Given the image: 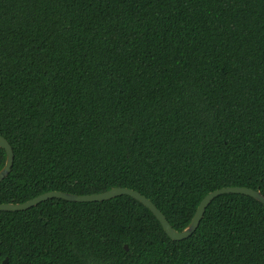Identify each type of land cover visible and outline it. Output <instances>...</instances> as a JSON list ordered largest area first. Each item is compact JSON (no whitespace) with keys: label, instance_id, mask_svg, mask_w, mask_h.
<instances>
[{"label":"trees","instance_id":"trees-1","mask_svg":"<svg viewBox=\"0 0 264 264\" xmlns=\"http://www.w3.org/2000/svg\"><path fill=\"white\" fill-rule=\"evenodd\" d=\"M1 203L128 188L181 231L264 196V0H0ZM5 153L0 148V169ZM264 264V206L222 194L171 240L121 195L0 211V263Z\"/></svg>","mask_w":264,"mask_h":264},{"label":"water","instance_id":"water-1","mask_svg":"<svg viewBox=\"0 0 264 264\" xmlns=\"http://www.w3.org/2000/svg\"><path fill=\"white\" fill-rule=\"evenodd\" d=\"M0 148L4 150L5 153V161L4 165L0 169V182L8 175L11 170L13 163V152L12 148L7 142V140L0 136ZM222 194H240L253 198L255 201L261 203L264 206V196L257 190H253L246 187H222L220 189H216L214 191L209 192L205 195L199 204L197 205L195 212L188 223V225L182 229L181 231L174 230L164 215L156 208V206L145 196L140 193L128 189V188H111L108 191L98 194H90V195H73L69 193H64L61 191H49L43 194H40L32 199H29L23 203H1L0 211H22L29 209L40 202L49 200V199H62L70 202H101L106 201L116 196L126 195L134 200L141 203L144 207H146L151 214L155 217V219L159 222L164 233L171 240L179 241L188 238L197 228L206 207L210 204V202L222 195ZM0 264H7V259H3Z\"/></svg>","mask_w":264,"mask_h":264}]
</instances>
